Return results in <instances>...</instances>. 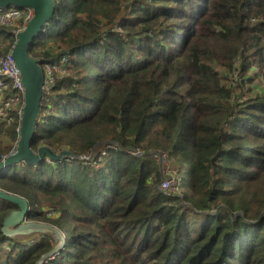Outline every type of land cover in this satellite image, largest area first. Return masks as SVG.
Returning a JSON list of instances; mask_svg holds the SVG:
<instances>
[{"label": "trees", "instance_id": "1", "mask_svg": "<svg viewBox=\"0 0 264 264\" xmlns=\"http://www.w3.org/2000/svg\"><path fill=\"white\" fill-rule=\"evenodd\" d=\"M52 1L27 52L41 69L66 58V74L30 150L73 156L0 170L25 220L64 235L41 264H264V85L249 87L264 81V0ZM16 29L0 26L1 53ZM17 127L0 122V161ZM159 155L179 194L160 188ZM17 210L0 199V264H36L57 241L5 236Z\"/></svg>", "mask_w": 264, "mask_h": 264}, {"label": "water", "instance_id": "2", "mask_svg": "<svg viewBox=\"0 0 264 264\" xmlns=\"http://www.w3.org/2000/svg\"><path fill=\"white\" fill-rule=\"evenodd\" d=\"M31 8L33 16L25 29L16 32V41L11 49V55L18 67L24 86V108L19 127V138L15 150L4 160L0 161V170L9 165L17 164L21 161L36 163L41 158L57 160L61 157L73 156L69 151H61L57 154L49 151L45 147H39L37 153L30 150V140L34 129L35 121L39 115L42 98L43 72L38 60L33 59L27 52L28 46L44 28L53 12L52 0H0V8ZM79 159L85 156H77ZM88 159V158H86ZM0 199L8 200L19 205V210L10 212L4 219L1 231L8 237L25 238L29 235L50 233L57 241L56 246L48 253L42 255L36 264H41L55 254L64 243V235L54 226L44 222H28L25 215L29 209L27 202L17 195H12L0 190ZM15 227L12 228V227Z\"/></svg>", "mask_w": 264, "mask_h": 264}, {"label": "built area", "instance_id": "3", "mask_svg": "<svg viewBox=\"0 0 264 264\" xmlns=\"http://www.w3.org/2000/svg\"><path fill=\"white\" fill-rule=\"evenodd\" d=\"M32 16L31 8H0V26L16 27V32H20L25 29ZM65 62L66 58L63 57L59 63H47L43 66L42 96L49 94L56 77L66 73ZM24 104V86L11 50L6 53L0 52V122L10 125L14 121H18L16 131L19 133ZM156 161L159 162L162 169H165L164 159L161 155L156 156ZM174 186L173 179L169 175H165L160 188L168 191ZM49 215L54 216L55 213L51 212Z\"/></svg>", "mask_w": 264, "mask_h": 264}, {"label": "rangeland", "instance_id": "4", "mask_svg": "<svg viewBox=\"0 0 264 264\" xmlns=\"http://www.w3.org/2000/svg\"><path fill=\"white\" fill-rule=\"evenodd\" d=\"M0 48L2 49V46H0ZM64 74H66V73H64ZM261 85H264V81L263 80H261V79H256L255 81H253V83H250V85H249V87H251L252 89H253V91L255 92V89H262L261 87ZM246 89V90H245ZM236 92L237 93H241V94H243V100L249 95V93H248V91H247V88H244V87H237L236 88ZM247 92V93H246ZM164 168L165 169H163V172H165V174H164V176L165 175H169L172 179H173V182L175 183V186L174 187H172L170 190H166V192L168 193V194H179L180 193V188H179V184H178V180L176 179V177L174 176V174H173V171H172V169H171V171H170V169H169V167L165 164L164 165ZM168 172V173H167ZM52 211H47V213H46V215L48 216V217H53V216H50L49 214L51 213ZM28 222H36V221H28ZM38 222V221H37ZM15 227L16 226H14V227H12V228H14L15 229ZM37 238H39L37 235H29V236H27L26 237V239H28V240H30V241H36L37 240ZM54 255V254H53ZM53 255H51V256H53Z\"/></svg>", "mask_w": 264, "mask_h": 264}, {"label": "bare ground", "instance_id": "5", "mask_svg": "<svg viewBox=\"0 0 264 264\" xmlns=\"http://www.w3.org/2000/svg\"><path fill=\"white\" fill-rule=\"evenodd\" d=\"M11 168V167H10Z\"/></svg>", "mask_w": 264, "mask_h": 264}]
</instances>
